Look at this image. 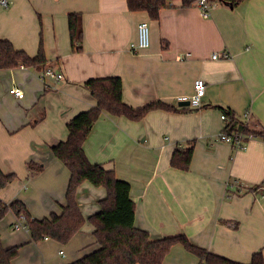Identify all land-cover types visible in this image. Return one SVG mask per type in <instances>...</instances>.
I'll use <instances>...</instances> for the list:
<instances>
[{
    "label": "crops",
    "instance_id": "0c3cea01",
    "mask_svg": "<svg viewBox=\"0 0 264 264\" xmlns=\"http://www.w3.org/2000/svg\"><path fill=\"white\" fill-rule=\"evenodd\" d=\"M0 6V37L35 56L42 37L48 67L63 74L45 80L32 67L0 70V168L15 174L0 198L20 200L35 218L60 214L66 202L70 171L52 153L68 136L67 121L96 104L82 86L91 78L119 76L123 100L139 108L152 101L175 109L151 110L139 121L103 113L84 148L92 162L113 169L129 182L135 201V226L153 239L184 233L192 243L229 259L248 263L264 257V141L251 138L244 147L219 140L226 127L221 115L231 110L248 125L264 126V0L236 6L219 0L204 18L196 4L172 0L151 19L131 11L126 0H8ZM82 14V50L72 49L68 14ZM150 25L151 44L134 53L130 43L137 26ZM229 52L213 59L214 52ZM205 81L202 106L181 105ZM24 91L21 99L9 90ZM193 143L188 170L173 168L176 148ZM43 166L33 173L27 162ZM104 187L85 181L77 200L88 218L100 210ZM9 211L0 220V241L19 246L12 264H67L98 249L94 226L86 222L68 243L31 240L15 230ZM163 264H205L174 244Z\"/></svg>",
    "mask_w": 264,
    "mask_h": 264
},
{
    "label": "trees",
    "instance_id": "16d2710c",
    "mask_svg": "<svg viewBox=\"0 0 264 264\" xmlns=\"http://www.w3.org/2000/svg\"><path fill=\"white\" fill-rule=\"evenodd\" d=\"M172 0H126L131 11H145L151 19H158L160 11L170 5ZM182 7L188 8L197 0H181ZM214 1V0H210ZM224 4L236 6L245 0H219ZM68 28L72 49L82 50L84 32L82 14H68ZM48 65V59L42 37L38 51L31 56L25 50H20L7 39L0 37V70L12 69L19 66L43 70ZM96 104L77 113L67 121L68 136L64 141L52 146L55 157L60 159L70 171V179L66 189V202L60 214L52 213L49 217L35 218L20 200L7 203L0 198V220L9 211L16 216V221L23 217V223L34 242L51 238L59 243H68L82 230L88 221L94 226L93 235L98 249L67 264H163L164 258L171 247L181 243L186 250L197 255L205 264H264L261 251L255 252L248 263H242L209 251L207 248L191 242L184 233H178L158 239H153L149 232L135 226V201L131 197L129 182L117 177L113 169H108L100 163L92 162L84 148L85 141L103 113L113 116H125L139 121L151 110H173V106L152 101L146 105L134 108L123 100V82L119 76L91 78L83 82ZM228 123L226 130L239 131L246 135H254L264 141V126L253 128L240 120L235 114L224 109ZM193 143L174 150L170 164L173 168L186 171L190 167L193 156ZM30 172L42 170L41 164L27 162ZM15 174H6L0 168V190L6 187ZM85 181L96 187H104L106 197L100 200V210L86 218L77 200L78 187ZM264 183V182H263ZM19 246L5 247L0 241V264H12L18 255Z\"/></svg>",
    "mask_w": 264,
    "mask_h": 264
},
{
    "label": "built area",
    "instance_id": "2783aa9c",
    "mask_svg": "<svg viewBox=\"0 0 264 264\" xmlns=\"http://www.w3.org/2000/svg\"><path fill=\"white\" fill-rule=\"evenodd\" d=\"M196 6L200 9L201 14L204 18H207L211 14V9L216 5V1H210V0H197ZM10 5V2L8 0H0V6L2 7H8ZM151 44V35H150V25L148 21L143 20L138 23L137 26V38L135 41L130 43V50L134 53L140 52L142 50H146L150 47ZM230 56L229 52H214L212 54L213 59L217 58H228ZM49 77H53L56 81H60L63 78V74L60 72L55 71L51 67H46L40 72V78L42 80H45ZM205 88L206 84L205 81L202 79H197L194 83V94L190 97H181V101H189V106L193 108H199L202 106V97L205 94ZM9 92L14 95L16 98L21 99L24 97V91L18 87H13L9 90ZM249 112H246L243 115V119L246 124H248L249 119ZM222 120L227 123L229 122L227 119V116L225 113H222L221 115ZM226 127L222 132L219 133L218 139L228 142L232 144L234 147H244V142L246 140H249L251 138H255L254 135H246L239 131L229 132L226 130ZM262 189L264 191V185L262 186ZM23 217L19 220H17L13 227L15 230L18 229H24L27 231V227L24 225Z\"/></svg>",
    "mask_w": 264,
    "mask_h": 264
},
{
    "label": "water",
    "instance_id": "95a60500",
    "mask_svg": "<svg viewBox=\"0 0 264 264\" xmlns=\"http://www.w3.org/2000/svg\"><path fill=\"white\" fill-rule=\"evenodd\" d=\"M179 104H183V105H189V101L187 100V101H183V102H181V103H179Z\"/></svg>",
    "mask_w": 264,
    "mask_h": 264
}]
</instances>
